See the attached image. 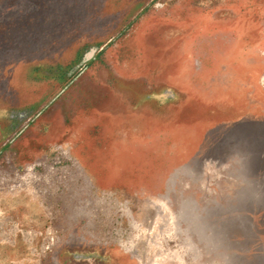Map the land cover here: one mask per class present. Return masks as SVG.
<instances>
[{"label": "rangeland", "instance_id": "1", "mask_svg": "<svg viewBox=\"0 0 264 264\" xmlns=\"http://www.w3.org/2000/svg\"><path fill=\"white\" fill-rule=\"evenodd\" d=\"M193 2L196 11L250 16L264 51V0H0V264H264V215L239 213L233 199L248 187L241 168L223 155L202 173L201 159H185L184 130L172 135L171 121H144L139 184L129 174L136 152L93 153L95 135L105 143L131 122L120 115L80 113L61 139L19 133L25 75L67 78L104 59L120 65L116 50L135 31L183 24ZM242 59L233 65L239 80L261 101L249 106L263 111L264 56ZM127 138L120 137L123 148ZM97 158L122 165L113 172L123 177L107 183L112 199Z\"/></svg>", "mask_w": 264, "mask_h": 264}, {"label": "crops", "instance_id": "2", "mask_svg": "<svg viewBox=\"0 0 264 264\" xmlns=\"http://www.w3.org/2000/svg\"><path fill=\"white\" fill-rule=\"evenodd\" d=\"M191 7L193 12L184 17L183 24L171 20L135 31L126 39V47L116 50L120 65L104 59L103 66H85L67 78L25 75L23 91L29 99L16 109L24 113L25 123L19 133L24 132L23 138L61 139L67 134L68 124L80 113L120 115L122 120L131 122L121 131L114 128L105 143L99 134L95 135L93 153L136 152L138 160L129 166L136 171L129 174L139 184L137 170L144 167L139 164V151H144L146 136L144 121H171L172 135L176 134V127L184 130L185 159H201L202 173H207L209 161L223 155L239 165L244 174L241 186H248L233 197L243 205L238 208L239 213L263 216L264 110L250 108L249 104L261 101L253 99L246 83L239 80L238 68L243 55L259 60L264 51L258 49L257 32L248 26L250 16L241 18L239 13L230 11H196V2ZM110 52L114 53V48ZM234 63L238 68H234ZM259 75L257 86L264 88V68ZM125 135L132 137L127 138L132 143L130 146L125 142L123 148L120 137ZM193 142L195 147L191 149ZM94 165L105 168V199H112L113 195H107L113 193L108 191L109 184L113 185L110 175L122 178L123 172H113L122 165L107 158L104 163L95 159ZM110 165L113 173H109ZM99 173L95 174L97 183L102 176ZM259 247L264 257V244L260 242ZM237 260L238 257L231 262Z\"/></svg>", "mask_w": 264, "mask_h": 264}, {"label": "bare ground", "instance_id": "3", "mask_svg": "<svg viewBox=\"0 0 264 264\" xmlns=\"http://www.w3.org/2000/svg\"><path fill=\"white\" fill-rule=\"evenodd\" d=\"M153 262V261H150V263Z\"/></svg>", "mask_w": 264, "mask_h": 264}]
</instances>
